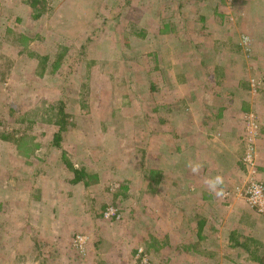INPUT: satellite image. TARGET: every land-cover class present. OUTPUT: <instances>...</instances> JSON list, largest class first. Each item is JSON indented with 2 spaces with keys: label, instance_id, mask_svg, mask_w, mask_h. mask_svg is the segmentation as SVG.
Segmentation results:
<instances>
[{
  "label": "rangeland",
  "instance_id": "374dc122",
  "mask_svg": "<svg viewBox=\"0 0 264 264\" xmlns=\"http://www.w3.org/2000/svg\"><path fill=\"white\" fill-rule=\"evenodd\" d=\"M38 1L0 0V264H264V0Z\"/></svg>",
  "mask_w": 264,
  "mask_h": 264
},
{
  "label": "built area",
  "instance_id": "2783aa9c",
  "mask_svg": "<svg viewBox=\"0 0 264 264\" xmlns=\"http://www.w3.org/2000/svg\"><path fill=\"white\" fill-rule=\"evenodd\" d=\"M251 120L250 122V129L248 132L250 133V138L247 137L248 142L246 143V150L243 158V162L245 164L246 169L251 168L250 171L255 172L254 169L256 166V160H257V145L256 140L259 135H257V129L258 126ZM257 122V121H256ZM256 177L248 174V177L246 179L247 182V189L244 192L246 200L248 201L249 205L256 209L258 212L264 213V181L263 180H256ZM114 213V210L110 209L107 214ZM144 261V259H143Z\"/></svg>",
  "mask_w": 264,
  "mask_h": 264
},
{
  "label": "trees",
  "instance_id": "16d2710c",
  "mask_svg": "<svg viewBox=\"0 0 264 264\" xmlns=\"http://www.w3.org/2000/svg\"><path fill=\"white\" fill-rule=\"evenodd\" d=\"M39 3L38 0H33V6H36ZM37 16H39V14H37ZM54 112L53 115L57 116L56 118V124L60 127L59 132L55 135V140L54 143L56 145H60L61 144V140H62V131L65 130L66 128V122L68 119V114L66 113V105L64 103H60L58 104L55 108H54ZM66 124V125H65ZM259 138H261V136H258L257 140H259ZM72 169L74 171V179L73 182L74 183H79L80 181H83L86 177V170L84 169H77L74 166H72ZM236 245L239 247L244 248L246 251H248L252 257L254 259H256L259 262H262V256L258 255V253L261 251L262 247L264 246V242L254 238L253 236H242L241 239H235Z\"/></svg>",
  "mask_w": 264,
  "mask_h": 264
},
{
  "label": "clouds",
  "instance_id": "9594fccd",
  "mask_svg": "<svg viewBox=\"0 0 264 264\" xmlns=\"http://www.w3.org/2000/svg\"><path fill=\"white\" fill-rule=\"evenodd\" d=\"M191 170L195 173L198 172L199 166H191ZM209 188L213 191L216 195H222L223 191H217V189L224 184V178L221 175H216L215 177H212L206 181Z\"/></svg>",
  "mask_w": 264,
  "mask_h": 264
},
{
  "label": "crops",
  "instance_id": "0c3cea01",
  "mask_svg": "<svg viewBox=\"0 0 264 264\" xmlns=\"http://www.w3.org/2000/svg\"><path fill=\"white\" fill-rule=\"evenodd\" d=\"M263 144H264V135H261V138H259L258 147H257L258 148L259 157H260V155L264 156V145ZM261 146H263V148H261ZM262 175L264 176V168L262 169ZM263 176H261V177H263Z\"/></svg>",
  "mask_w": 264,
  "mask_h": 264
}]
</instances>
